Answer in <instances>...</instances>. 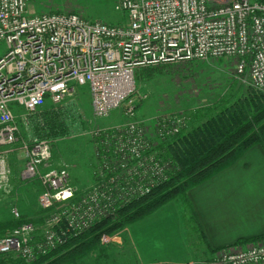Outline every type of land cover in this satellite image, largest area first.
Segmentation results:
<instances>
[{"label": "built area", "instance_id": "obj_1", "mask_svg": "<svg viewBox=\"0 0 264 264\" xmlns=\"http://www.w3.org/2000/svg\"><path fill=\"white\" fill-rule=\"evenodd\" d=\"M28 5L0 0V197L15 190L11 157L19 150L21 179L39 181L47 214L40 226L25 222L0 236V253L32 262L170 179L173 163L160 145L189 116L155 117L151 138L135 120L139 68L226 56L240 83L264 93V2L116 0L128 13L120 24L74 12L30 14ZM86 83L97 117L123 107L129 121L94 133L93 182L79 193L69 168L53 165L52 139L36 135L31 120L47 98L59 109ZM12 212L21 216L15 206ZM210 264H264V239L219 249Z\"/></svg>", "mask_w": 264, "mask_h": 264}, {"label": "trees", "instance_id": "obj_2", "mask_svg": "<svg viewBox=\"0 0 264 264\" xmlns=\"http://www.w3.org/2000/svg\"><path fill=\"white\" fill-rule=\"evenodd\" d=\"M58 12L60 11L52 13ZM169 65L141 67L136 75L144 81L151 80L161 75ZM246 88L231 102H217L212 106L193 108L188 113L187 126L160 145L165 157L173 160L177 166V171L168 181L126 204L115 218L99 220L88 230L70 236L64 244L35 261L27 262L13 253H0V264H78L95 252L103 255L101 237L104 234L113 235L122 231L175 199H182L183 204L189 207L188 192L191 188L233 165L251 147L257 144L264 147V93L251 87ZM68 116L69 110L56 109L50 98H47L42 109L32 117L33 132L54 142L58 138H64L71 132ZM12 169L15 190L6 197L14 202V192L19 188L25 190L29 187H23L24 180L20 175L22 168L13 161ZM31 181L39 185L35 192L37 197L41 192L40 183L38 180ZM12 210L13 208L8 216H5L0 209V236L25 222L31 221L40 226L44 222L42 215L47 214V210L40 208V215H34L27 205L23 206L22 211L19 209L20 217H15ZM193 223V229L200 233L202 230L198 220L195 219ZM262 238L264 236L260 235L248 240H239L238 243ZM216 251L217 249L211 250L213 253ZM100 255L97 254V260L101 257L105 259V255Z\"/></svg>", "mask_w": 264, "mask_h": 264}, {"label": "rangeland", "instance_id": "obj_3", "mask_svg": "<svg viewBox=\"0 0 264 264\" xmlns=\"http://www.w3.org/2000/svg\"><path fill=\"white\" fill-rule=\"evenodd\" d=\"M28 9L30 14L54 11L74 12L85 18L87 16L92 21H104L112 24L126 23L128 20V13L116 8V0H29ZM2 53L1 47L0 54ZM235 65L234 58L224 56L207 61L194 60L170 64L169 68L161 75L147 81L136 75L137 92L134 95V101L137 104V115L135 120L148 128L147 132L152 138L157 116L183 110L189 113L193 108H204L217 102L235 100L247 89L236 78ZM76 89V94L65 100L59 108L69 110L67 120L71 132L68 136L52 142V144L55 143L53 165H66L71 173L73 184L78 192L82 193L93 182H91V177L94 176L93 171L96 165L94 133L97 130L109 129L129 121V119L125 116L123 107L114 109L109 116L97 117L93 111L89 84H77ZM143 94H146V97H143ZM12 158L16 165L24 168L26 159L19 150L14 153ZM172 163L171 177L177 171L173 160ZM23 182V187L29 188L25 190L19 188L17 192H14V202H11L12 200L6 196L0 197V209L3 210V215L8 216L13 205L21 211L23 206L27 205L33 211L32 214L40 213L39 196L36 197L35 193L39 185H35L33 181L24 180ZM175 200L183 204L182 199ZM183 208L186 209L187 206L183 204ZM42 216L45 219L46 215ZM194 221L193 216H186L190 235H192L190 230ZM129 226L113 235L104 234L107 236V240L104 239V235L101 237L104 247L102 253L105 255V259L101 257L97 260V254H100L95 252L78 264H137L127 238ZM117 237L122 238L121 244H116ZM203 259L197 264H207L208 260Z\"/></svg>", "mask_w": 264, "mask_h": 264}, {"label": "crops", "instance_id": "obj_4", "mask_svg": "<svg viewBox=\"0 0 264 264\" xmlns=\"http://www.w3.org/2000/svg\"><path fill=\"white\" fill-rule=\"evenodd\" d=\"M188 197L186 209L173 200L129 226L137 264H197L211 260V250L264 236V147H251L233 165L191 188ZM187 215L198 220L200 233L193 226L188 233ZM115 241L121 244L122 238Z\"/></svg>", "mask_w": 264, "mask_h": 264}]
</instances>
